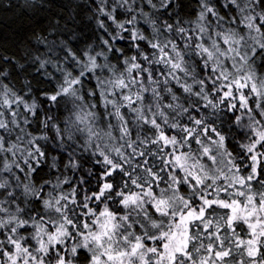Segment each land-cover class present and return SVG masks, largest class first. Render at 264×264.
I'll use <instances>...</instances> for the list:
<instances>
[{
    "label": "snow or ice",
    "instance_id": "snow-or-ice-1",
    "mask_svg": "<svg viewBox=\"0 0 264 264\" xmlns=\"http://www.w3.org/2000/svg\"><path fill=\"white\" fill-rule=\"evenodd\" d=\"M0 264H264V0H0Z\"/></svg>",
    "mask_w": 264,
    "mask_h": 264
},
{
    "label": "trees",
    "instance_id": "trees-1",
    "mask_svg": "<svg viewBox=\"0 0 264 264\" xmlns=\"http://www.w3.org/2000/svg\"><path fill=\"white\" fill-rule=\"evenodd\" d=\"M20 2L22 3V2H23V0H20Z\"/></svg>",
    "mask_w": 264,
    "mask_h": 264
}]
</instances>
